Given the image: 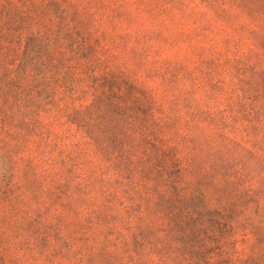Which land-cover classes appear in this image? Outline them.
<instances>
[{"label": "rangeland", "instance_id": "1", "mask_svg": "<svg viewBox=\"0 0 264 264\" xmlns=\"http://www.w3.org/2000/svg\"><path fill=\"white\" fill-rule=\"evenodd\" d=\"M0 264H264V0H0Z\"/></svg>", "mask_w": 264, "mask_h": 264}, {"label": "trees", "instance_id": "2", "mask_svg": "<svg viewBox=\"0 0 264 264\" xmlns=\"http://www.w3.org/2000/svg\"><path fill=\"white\" fill-rule=\"evenodd\" d=\"M13 86V85H12Z\"/></svg>", "mask_w": 264, "mask_h": 264}]
</instances>
